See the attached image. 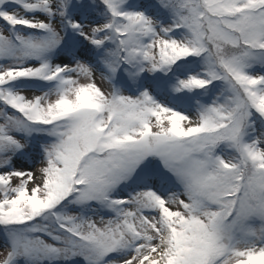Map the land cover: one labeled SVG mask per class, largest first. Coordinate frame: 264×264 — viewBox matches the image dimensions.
<instances>
[{
    "label": "snow or ice",
    "instance_id": "obj_1",
    "mask_svg": "<svg viewBox=\"0 0 264 264\" xmlns=\"http://www.w3.org/2000/svg\"><path fill=\"white\" fill-rule=\"evenodd\" d=\"M0 264H264V0H0Z\"/></svg>",
    "mask_w": 264,
    "mask_h": 264
},
{
    "label": "rangeland",
    "instance_id": "obj_2",
    "mask_svg": "<svg viewBox=\"0 0 264 264\" xmlns=\"http://www.w3.org/2000/svg\"><path fill=\"white\" fill-rule=\"evenodd\" d=\"M99 79V78H98Z\"/></svg>",
    "mask_w": 264,
    "mask_h": 264
}]
</instances>
